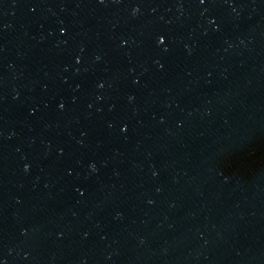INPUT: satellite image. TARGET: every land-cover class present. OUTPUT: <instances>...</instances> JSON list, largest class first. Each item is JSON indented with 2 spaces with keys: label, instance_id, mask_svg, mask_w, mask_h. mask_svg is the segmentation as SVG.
Instances as JSON below:
<instances>
[{
  "label": "water",
  "instance_id": "obj_1",
  "mask_svg": "<svg viewBox=\"0 0 264 264\" xmlns=\"http://www.w3.org/2000/svg\"><path fill=\"white\" fill-rule=\"evenodd\" d=\"M0 264H264V0H0Z\"/></svg>",
  "mask_w": 264,
  "mask_h": 264
},
{
  "label": "snow or ice",
  "instance_id": "obj_2",
  "mask_svg": "<svg viewBox=\"0 0 264 264\" xmlns=\"http://www.w3.org/2000/svg\"><path fill=\"white\" fill-rule=\"evenodd\" d=\"M161 43H162V41H161Z\"/></svg>",
  "mask_w": 264,
  "mask_h": 264
}]
</instances>
